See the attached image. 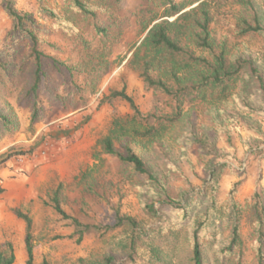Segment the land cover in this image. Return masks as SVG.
Instances as JSON below:
<instances>
[{"label":"rangeland","instance_id":"374dc122","mask_svg":"<svg viewBox=\"0 0 264 264\" xmlns=\"http://www.w3.org/2000/svg\"><path fill=\"white\" fill-rule=\"evenodd\" d=\"M13 1L22 13L33 14L41 49L47 54L39 89L36 95L28 94L34 81V62L29 59L31 42L22 36L13 41L9 35L13 21L0 1V50L8 64L6 70L0 71V115L12 121L8 127L0 121V156L11 147L28 152L10 158L0 167V183L5 187V192L0 194V248L8 243L13 246V264H26L27 260L26 224L13 212L15 207L33 219L35 264H41L44 259L52 264H79V258L93 260L105 253H115L117 264H166L171 260L174 264H191L189 232L181 231L175 237L174 224H168L166 229L160 227L170 220L168 214L164 213L160 219L151 218L143 205L154 201L158 206L159 199L179 198L190 187L204 189L210 164L216 163L228 166L221 169L216 186L218 212L212 227L219 234L215 240L229 234L222 227L229 218L230 192L239 182L234 198L239 203L244 241L240 264H264V260L260 263L252 236L254 203L260 201L264 205V114L239 105L241 100L258 105L253 100L252 89L260 85V76H264V35L241 34L243 14L252 13L250 3L210 0L211 47L193 50L196 56L207 60L224 51L228 62L241 68L226 88L227 97L209 98L211 93L218 94L220 87L204 90L208 91L206 99L194 98V92L189 91L183 101L182 121L173 132L132 144L148 168L164 182L163 191L145 177L134 175L130 166L114 156L95 159V153L100 150L99 140L109 133L113 119L132 113L125 100L108 98L114 90L126 86L127 93L144 114L172 111L171 99L157 89L146 90L136 66L131 63L145 34L139 24L140 10L153 6L159 17L166 18L163 0L155 3L119 0L113 13L102 17L101 24L107 29L103 39L101 33L81 21L74 27L81 38L74 31L63 32L52 15L39 10L38 0ZM191 1L195 0H175L185 4L182 12L199 3L190 4ZM252 3L262 11L264 24V0H252ZM42 4L63 18L70 1L43 0ZM54 58L62 62L60 70ZM172 62L170 56L161 59L158 73L165 75ZM194 67L204 68L199 62ZM192 78L191 82L195 81ZM167 81L173 84L172 79ZM34 111L37 116L31 123ZM189 127L197 133L198 145L186 147L175 143L173 135L180 137ZM214 140L220 155L213 157L200 148L210 149ZM117 147L124 150L121 142ZM169 162H176L181 170L171 171ZM58 186L66 212L85 224H113L118 205L122 213L141 221L145 229L144 237L137 242L136 261L128 259L126 253L131 236L128 226L104 235L90 230L78 242V236H72L74 227L52 206L51 196ZM146 229L149 238L145 237ZM216 241L204 247L209 264L220 261V243ZM225 262L238 264L239 257L225 258Z\"/></svg>","mask_w":264,"mask_h":264},{"label":"trees","instance_id":"16d2710c","mask_svg":"<svg viewBox=\"0 0 264 264\" xmlns=\"http://www.w3.org/2000/svg\"><path fill=\"white\" fill-rule=\"evenodd\" d=\"M4 6V10L13 21V28L9 35L13 41L17 37L22 36L28 38L31 42V51L29 59L34 62V81L28 94H35L39 89V83L43 73V61L47 54L41 49L40 37L37 34L36 22L32 13H22L14 6L13 0H0ZM40 2L39 10L52 15L55 18L56 26L63 32L70 34L75 32L78 38L81 34L74 29L77 21L90 24L91 30L101 33V38L106 36L107 29L101 24L103 15L113 13L117 7L119 0H69L70 5L67 8L65 17H60L53 9L48 8ZM152 3L157 0H150ZM210 0H195L199 2L195 7L183 11L185 4L176 3L175 0H163L166 6L165 17L162 18L155 13L153 6H148L140 10L139 24L144 34L143 39L133 53L131 63L138 70L144 87L146 90L157 89L171 99L172 111L162 114H144L135 99L127 93L126 86L120 90H114L109 99L125 100L132 113L126 117H116L113 119L109 133L99 140L100 150L95 153V159H100L102 155H110L116 157L120 162L131 167L134 175L145 177L150 184L159 187L163 191L166 190L164 182L153 173L147 166L144 158L134 150L132 144L143 139H159L165 134H170L176 128L183 118V101L189 91H193L192 97H203L206 99V89L220 87L218 94L211 93L209 98L212 100H222L227 97L226 88L230 87L231 82L237 78L241 68H235L228 62L225 52L222 51L216 55L213 60H207L202 56L194 54V48L207 49L211 47L210 43V23L212 21L211 13L208 9ZM250 3L252 13L241 18L242 27L241 34L260 33L264 35L263 13L252 3V0H246ZM158 6V4H157ZM112 15V14H111ZM51 16V17H52ZM175 17L174 19H170ZM172 57L173 62L168 72L164 74L158 73L160 60L164 57ZM204 66L203 69H196L195 63ZM54 64L60 68L61 61L54 58ZM7 62L3 60V52L0 50V71L7 68ZM208 68V72H207ZM73 69V67L71 68ZM77 69V68H76ZM194 76L195 81L191 82ZM260 85L252 89V97L254 102H258L255 106L247 100L239 101V105L243 109L264 114V76H260ZM168 79H172L173 84L168 83ZM192 92V93H193ZM237 99V98H236ZM36 106V105H35ZM32 122L34 123L37 111L32 114ZM0 121L4 127L12 124V121L6 115H0ZM175 134V133H174ZM173 141L186 147L198 145L197 133L191 128L179 137L173 135ZM123 143L124 150L121 151L117 144ZM209 155H220L216 140L213 141L212 147L200 148ZM28 153L23 148L11 147L6 153L0 156V167L10 158ZM214 157V156H213ZM226 163L210 164L208 169L209 177L207 178V187L204 189H196L190 187L181 192L179 198H169L167 200L159 199V205L156 202L145 203L144 211L151 218H162L164 213L168 214L170 220H165L161 224V228L166 229L168 224L173 226V235L178 236L181 231L189 232L190 256L191 264H209V255L205 253L204 247L209 242H215L219 233L213 231V222L218 212L216 186L218 184L220 171ZM168 167L171 171L179 172L180 166L176 162H169ZM237 182L230 192L231 208L229 218L222 227L228 229L229 234L226 237L219 238L220 246L218 254L220 256L219 264H226L225 258H231L237 255L239 262L244 252V241L241 235V212L239 211V203L235 200L234 194ZM5 192V187L0 183V194ZM51 202L56 213L69 222L74 227L72 236L77 235V241L81 242L85 234L90 230L101 231L102 234L111 232L117 228L128 226L131 230L130 243L128 245L127 257L131 261H136L137 242L144 237L141 221L136 217L121 212L118 205L115 208L113 224H85L80 219L72 216L62 206L61 186H58L52 196ZM252 220L254 221V229L252 236L254 238V247L258 253L260 263L264 260V205L260 201H256ZM239 208V209H238ZM15 215L24 220L26 224L25 245L27 252L26 264H35L34 262V244H33V219L20 208H13ZM222 228L219 230L222 232ZM150 232L146 229L145 237L149 238ZM176 239V238H175ZM173 245L175 244L172 243ZM0 248V264H13L15 255L13 246L8 243ZM127 248V247H126ZM156 255L159 253L153 250ZM79 264H117V256L115 253H105L93 260L78 259ZM41 264H52L48 259H44ZM166 264H174L172 260Z\"/></svg>","mask_w":264,"mask_h":264}]
</instances>
